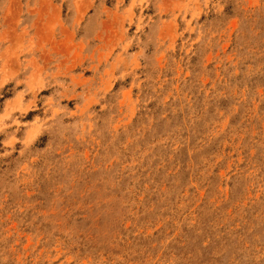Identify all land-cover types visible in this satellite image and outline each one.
<instances>
[{
  "label": "rangeland",
  "instance_id": "obj_1",
  "mask_svg": "<svg viewBox=\"0 0 264 264\" xmlns=\"http://www.w3.org/2000/svg\"><path fill=\"white\" fill-rule=\"evenodd\" d=\"M0 264H264V0H0Z\"/></svg>",
  "mask_w": 264,
  "mask_h": 264
}]
</instances>
